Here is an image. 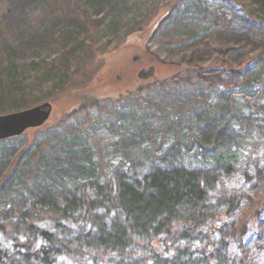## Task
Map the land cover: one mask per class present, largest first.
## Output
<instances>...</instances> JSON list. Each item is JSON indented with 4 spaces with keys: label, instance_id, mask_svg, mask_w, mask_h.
I'll return each instance as SVG.
<instances>
[{
    "label": "rangeland",
    "instance_id": "1",
    "mask_svg": "<svg viewBox=\"0 0 264 264\" xmlns=\"http://www.w3.org/2000/svg\"><path fill=\"white\" fill-rule=\"evenodd\" d=\"M29 34L37 51L27 57L37 61L29 65L27 95L0 114L44 101L54 110L44 125L0 140V185L15 165L24 167L12 193L0 196L7 264H125L127 256L83 247L91 224L81 206L55 220L63 228L53 242L36 237L30 223L50 226L55 218L37 204L44 190L34 180L69 170L66 176L94 179L98 163L107 178L132 175L176 142L180 160L212 175L216 213L181 243L184 259L264 264V0H0V58L8 43ZM154 56L183 70L142 81L134 66ZM218 74L230 86L207 78ZM67 179L71 196L98 197L93 184ZM23 240L49 253L25 261ZM221 240L225 256L216 261L212 246Z\"/></svg>",
    "mask_w": 264,
    "mask_h": 264
},
{
    "label": "trees",
    "instance_id": "2",
    "mask_svg": "<svg viewBox=\"0 0 264 264\" xmlns=\"http://www.w3.org/2000/svg\"><path fill=\"white\" fill-rule=\"evenodd\" d=\"M78 18L86 22L83 16ZM46 36L51 45L52 31ZM34 39H36L34 34L31 36L29 34L24 39L18 36L15 43L6 45L5 54L0 58V109L16 105L27 95L29 65L37 61L29 60L27 57L29 50H36L31 46ZM77 43L84 44V40L78 38ZM53 63L59 65L61 62L55 59ZM129 63L130 66L133 61ZM170 66H173L171 71L168 69ZM177 67L173 63L164 62L154 56L153 60L137 62L134 73L139 75L142 81H146L144 74L147 75L146 77H152L154 73H181L183 69L175 70ZM238 71L233 69V72ZM208 77L211 83L216 84L222 81L226 86H230L220 74ZM181 143L176 142L166 154L158 156L157 162H149L148 165L141 166V169L138 166L139 171H135L132 175L122 171L115 174L114 178H107L102 163L96 166L94 179H92L93 176H66L73 174L74 170H69L66 175L60 174L57 177L45 172V176L41 175L39 180H34L35 186L44 190L37 194L39 200L37 204L53 210L52 215L51 213L49 215L52 219L55 218L53 219L55 223L44 226L32 222L29 225L32 233L36 237L53 242L57 234L55 230L58 227L63 228L62 224L55 220L65 219L73 214L72 212L78 206H81L86 210L85 214L88 215L91 224V231H88L84 242L82 241L86 249L95 248L105 254L127 256L125 264H191L189 259H184L187 249L181 243L184 240H193L216 213L210 201L212 175L180 160L177 150ZM69 159L72 158L69 157ZM59 160H61L60 157ZM80 167L82 170L88 168ZM78 171L80 172L78 169L76 173ZM23 173L22 166L15 165L9 170L1 180L4 182L0 185V196L12 193L13 182ZM64 178H68L70 183L79 184L84 180L83 185L93 184L94 190L98 191V197L94 199L85 193L80 196L75 194L71 196L66 189L68 185ZM56 185L58 189H54ZM230 200L237 204L239 198L231 196ZM39 216L37 215V218ZM107 217L110 221L108 227H105ZM47 219L50 223L51 218ZM0 230L6 233V227L2 224H0ZM242 230L244 232L246 227L244 226ZM17 244L26 248V253L22 257L25 261L32 259L37 262V259L41 257L40 251L44 254L49 253V248L45 246H42L40 250H32L27 240L18 241ZM212 248L215 255L213 258L216 261L224 259V240L215 242ZM6 260L0 249V264H7ZM15 263L19 264L17 261Z\"/></svg>",
    "mask_w": 264,
    "mask_h": 264
},
{
    "label": "water",
    "instance_id": "3",
    "mask_svg": "<svg viewBox=\"0 0 264 264\" xmlns=\"http://www.w3.org/2000/svg\"><path fill=\"white\" fill-rule=\"evenodd\" d=\"M54 104L44 101L35 106L0 114V140L18 136L44 125L52 116Z\"/></svg>",
    "mask_w": 264,
    "mask_h": 264
}]
</instances>
